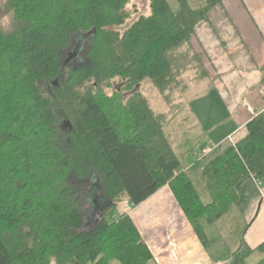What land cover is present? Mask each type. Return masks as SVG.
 <instances>
[{
    "label": "trees",
    "instance_id": "1",
    "mask_svg": "<svg viewBox=\"0 0 264 264\" xmlns=\"http://www.w3.org/2000/svg\"><path fill=\"white\" fill-rule=\"evenodd\" d=\"M202 1L194 9L177 0L174 11L148 0L149 14L122 34L129 0L4 1L0 264H147L152 255L125 205L163 186L207 247L202 221L215 225L236 204L244 177L264 185L263 114L204 165L205 204L166 137L165 115L138 91L149 82L170 101L177 84L186 90L205 77L190 42L225 0ZM78 42L81 58L65 63ZM183 67L192 75L185 84ZM114 81L118 89L107 93ZM255 251L264 253V244L243 246L234 264Z\"/></svg>",
    "mask_w": 264,
    "mask_h": 264
},
{
    "label": "crops",
    "instance_id": "2",
    "mask_svg": "<svg viewBox=\"0 0 264 264\" xmlns=\"http://www.w3.org/2000/svg\"><path fill=\"white\" fill-rule=\"evenodd\" d=\"M190 44L206 74L190 88H196L198 103L210 104L200 107L197 103L186 108L190 115L202 108L212 122L202 142L193 143L191 152L190 147L183 150L184 165L178 158L181 170L194 184L190 175L193 168H201L230 144L244 138L246 125L257 115H264V0H225L209 12L206 23L195 29ZM191 117L193 120L197 116H180L183 133L190 129L185 124ZM198 147L200 150H196ZM235 191L237 202L226 213L240 224L235 229L239 233L233 239L238 241L232 252L226 243V238L232 236L227 231L222 238L218 231L226 214L214 230L202 221L209 241L204 247L168 186L161 187L138 206L126 205L152 255L147 264H234L240 248L254 250L264 244V185L248 175L237 183ZM216 229L218 234H214ZM263 257L264 253L255 251L245 264L249 259L248 264H256Z\"/></svg>",
    "mask_w": 264,
    "mask_h": 264
},
{
    "label": "rangeland",
    "instance_id": "3",
    "mask_svg": "<svg viewBox=\"0 0 264 264\" xmlns=\"http://www.w3.org/2000/svg\"><path fill=\"white\" fill-rule=\"evenodd\" d=\"M5 0H0V9L1 6L3 5ZM171 7L172 10L176 11L178 9V3L177 0H166ZM190 3V6L194 9L199 8L203 6V1L202 0H188ZM126 10L129 13V19L125 22L124 25L117 27L116 30L122 34L135 20H137L140 16H147L149 14V2L148 0H129L128 4L126 5ZM0 22L2 25L5 27L8 26V19L3 18L1 15L0 11ZM84 50H80L78 52V58L80 59ZM72 62V64H74ZM189 65H187L188 67ZM187 68L183 67L181 71V75L183 76L184 80L182 84H185V81H187L188 78H190L192 75L191 73L186 70ZM187 71V72H186ZM192 80L189 84V89L188 90H182L183 85L177 84V87L175 88V93L173 96L170 98V101H167L164 97H161L158 92L155 90L153 85L149 82L143 83L138 91L147 99L150 107L158 114L165 115L166 117V124H165V134L170 142L174 152L176 153L177 157L182 161V165L185 164L184 158L186 157V153L183 152V150L186 147H190V152L193 150V143L197 141H201L204 138V134L206 133V129L211 125L212 122L209 121V114L203 113L202 108L198 111L197 114L190 115L189 111L187 110L186 107L188 106H194L198 102V96L195 94L196 88H190L192 84ZM119 84L114 81L112 83L111 89L107 91V93H110L112 90L118 89ZM182 90V91H181ZM209 101L202 103L199 102L198 106L203 107V105H209ZM197 116L195 119L189 120L187 124H185L186 127L190 129H185L187 134L184 136L183 131H181V123L179 121L180 116ZM183 130V128H182ZM187 137V138H186ZM188 141L185 145V142ZM190 141V142H189ZM234 144V143H233ZM202 145V144H200ZM231 145V144H230ZM227 146V144H226ZM199 148V147H198ZM196 150H200V148ZM194 164H198V162H193ZM204 164L201 165V168L199 166L193 168L192 170V179L194 181V186L196 187V190L198 192V195L203 203H209L211 201L209 192L206 188L205 185V179L202 175V170H203ZM202 169V170H200ZM125 210H126V205H125ZM217 226V225H216ZM237 226L240 227V224L238 223L237 220H232L230 213L226 214L224 217L223 222H220L218 225V231L221 237L223 238V234L225 232L230 233V238H226V243L227 246L230 247V251L232 252V247L236 244V241L238 239H233L237 236L238 231ZM212 230H214L216 227L214 225H211L210 227ZM214 228V229H213ZM214 234L217 233V229L215 230ZM235 236V237H233ZM214 238V236L212 237ZM225 240V239H224ZM250 260V259H249ZM247 261V264L249 262ZM112 263H117V261L113 260L111 261ZM68 264H77L74 260L70 261ZM118 264V263H117Z\"/></svg>",
    "mask_w": 264,
    "mask_h": 264
},
{
    "label": "water",
    "instance_id": "4",
    "mask_svg": "<svg viewBox=\"0 0 264 264\" xmlns=\"http://www.w3.org/2000/svg\"><path fill=\"white\" fill-rule=\"evenodd\" d=\"M81 45H82V42H78V44L74 48V51L69 54L65 63H68L70 60H72L73 58H75L78 55V52H79Z\"/></svg>",
    "mask_w": 264,
    "mask_h": 264
}]
</instances>
